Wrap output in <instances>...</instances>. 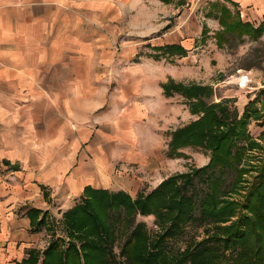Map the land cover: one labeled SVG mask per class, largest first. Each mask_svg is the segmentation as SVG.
<instances>
[{"label":"crops","instance_id":"0c3cea01","mask_svg":"<svg viewBox=\"0 0 264 264\" xmlns=\"http://www.w3.org/2000/svg\"><path fill=\"white\" fill-rule=\"evenodd\" d=\"M223 7L235 30L225 34L227 44L245 39L253 48L243 59L257 65L234 69L238 53L228 45L211 41L208 52L195 44L203 20L209 33L219 29L214 15ZM171 14L178 15L172 26ZM127 15L136 37L127 44L130 58L144 48L149 57L121 75L112 61L122 55L107 31L129 30ZM171 44L193 51L151 54ZM263 57L264 0H0V264H20L31 250L40 262L52 236L48 219L78 203L86 187L134 198L169 176L163 173L171 160L165 132L172 96L162 88L168 77L181 82L191 61L199 78L205 66L207 79L229 71L233 80L240 71L242 105L256 97L259 109ZM231 90L223 97L235 96ZM251 126L264 146V115ZM30 209L46 211V224L37 225L42 213Z\"/></svg>","mask_w":264,"mask_h":264},{"label":"trees","instance_id":"16d2710c","mask_svg":"<svg viewBox=\"0 0 264 264\" xmlns=\"http://www.w3.org/2000/svg\"><path fill=\"white\" fill-rule=\"evenodd\" d=\"M221 12L228 10L223 7ZM242 26L237 25L240 34L247 32ZM226 31L235 30L230 26ZM163 50L185 55L176 44ZM162 88L166 96L182 95L197 116L167 134V156L177 158L182 148L200 147L209 152L208 162L191 172L169 175L134 198L122 190L86 187L80 201L62 213L68 241L51 240L40 262L38 251L31 250L20 264H264V146L248 131L250 120L264 115V110L257 108L255 97L239 114L230 98L213 100L211 84L169 80ZM254 149L260 150L257 164L251 163ZM230 170L235 176L227 187ZM195 177L204 185L198 217ZM28 212L42 213L37 225L46 224V211ZM137 215H152L161 230L151 235L144 222L136 221ZM194 221L203 226V236L189 238L174 250L170 241ZM119 224L121 234L127 229L130 233L116 252Z\"/></svg>","mask_w":264,"mask_h":264},{"label":"rangeland","instance_id":"374dc122","mask_svg":"<svg viewBox=\"0 0 264 264\" xmlns=\"http://www.w3.org/2000/svg\"><path fill=\"white\" fill-rule=\"evenodd\" d=\"M187 2L191 3V0H186ZM208 9V6H207ZM177 14H171L169 17L171 26L175 25V23L177 22ZM214 18L217 19L218 23H219V29L218 30H214V34L209 33L210 30L208 28V26L204 23V20L202 21L203 24L201 23L200 26V31L201 33L199 34V37L197 39V42H195L196 45H205L203 46L204 49H206V51L209 52V43L212 41L213 43H217L219 42L218 40H220V46L221 49L225 50V45H228V49H232L237 51L236 53H238V57H235V61H234V69L236 67H244V66H248V65H257V62H247L244 61L243 56H244V50H247L248 48H253V47H249L247 44L248 42L244 39V40H238L236 43H231L230 45L227 44L226 40H225V36L223 37V34H225L226 29H229L231 25H229L231 23L232 20V16L231 14H228V12L221 14V15H214ZM130 16L127 15L125 16V20H124V26L128 27L129 30L127 31H122L121 33H119L118 35H116L114 32H108V35L110 37H107L108 39H110L113 43H115V48L117 49L116 53L121 54L122 57L120 58V60H116V61H112V65L113 68L119 66L120 70H121V75L125 72L128 71L130 68L131 70L134 67H137L140 63L141 60H145L147 59L149 56L148 51L146 50V48L142 49V51L144 52H138L137 55H135L136 57L130 58L131 56V51L128 47V43L129 42H133L135 41L136 37L135 34L133 33V29H131V25H130ZM229 33V32H228ZM141 34V33H140ZM214 37V39L212 40L211 38ZM132 39V40H131ZM139 40L144 39V38H138ZM218 44V43H217ZM193 45V44H192ZM183 49L184 47L181 46ZM257 47V46H256ZM155 47H153V51L155 53H151V54H155L157 55V58L160 56V53L166 54L168 56L169 53L164 52V47L161 49H155ZM261 48V47H260ZM189 51H193V46H191V49H188ZM187 49H184L185 51V55L186 53H188ZM157 51H160V53H158ZM243 53V54H242ZM150 54V56H151ZM174 55V54H171ZM264 58V57H263ZM225 63H223V66L226 68H228V66L226 67V65H224ZM264 64V63H263ZM263 64H259L260 67H262L263 72L262 75H264V65ZM194 65L195 63L193 61H191V64H185L186 67V74L185 77L183 78V82H177L176 80H174L172 77H168L167 81L171 80L174 83H181L184 85H189V84H193L196 82H205L208 81L207 83L205 82V84H209V82H213V87H214V96H213V100H215V98H227V97H223L225 94H227V89H228V93L229 90L230 92L232 91L231 89H234L236 91L235 96H232L231 102H234L235 100H239V102L236 104H238L239 106H234L236 108V110H241L243 105H242V100L245 97V87L246 86V82L245 79L242 76V72L237 71V76L235 79L232 80V78H228V74L229 71H223L220 73H215L212 77L210 78H206L205 74L207 73V66H205V68L200 69V73L202 74V78H199L198 76L196 77L195 72L198 71L199 69L197 68L196 71H194ZM210 65L212 66V68H215V66H217V61L216 60H212ZM233 67V66H232ZM230 67V68H232ZM229 70V69H228ZM230 77V76H229ZM119 80V79H116ZM110 82V81H109ZM256 84V83H254ZM164 94V92H163ZM230 94V93H229ZM165 95V94H164ZM220 100V99H219ZM169 104L170 105V121L171 123L168 125L169 130L165 132V135H167L169 132L174 131L177 128H180L182 126H184L185 124H188L189 122L193 121L196 118V114H192L189 110L188 105L186 104V100L184 99V97L178 93H174L172 95V97L169 98ZM238 108V109H237ZM244 108V107H243ZM262 111L264 110V104L261 105V107L259 108ZM243 110V109H242ZM176 112H178L176 114ZM242 112V111H241ZM240 111H238V113H241ZM256 129L255 126H251L248 127L249 132H252ZM262 145V144H261ZM263 146V145H262ZM184 149L186 152H182V156L177 157V158H171V160L169 161V168L163 173V175L169 174V175H173L176 173H181V172H191L192 170H194L195 168L201 167L203 165H205L208 160H209V152L205 151L203 148L200 147H185L182 148ZM263 152H261L262 154ZM256 154H260V150L258 149H254L253 150V157L251 160L252 164H257L258 163V155ZM264 154V153H263ZM250 164V162H249ZM235 176V173L233 170H230L228 172V174L225 176V182H226V186L230 187V184L233 180ZM246 178L251 177V175H245ZM153 181H156V179H154ZM153 184V183H152ZM194 187L192 189V191L194 192L195 195V212L194 215L196 217L199 216L200 214V206H199V202L198 200L200 199V197L202 196V192H203V188L204 185L200 182L199 177H195L194 178ZM144 187V186H143ZM143 193H147L148 190L146 187L142 190ZM76 204V203H75ZM63 213V212H62ZM62 213H59L58 215H53L52 218L48 219V224L49 229L51 231L52 236L49 239V242L51 240L54 239H62L64 242L68 241V234H67V230L64 227V222H63V215ZM134 219V218H133ZM136 221H142L146 224L147 230L148 232L153 235L155 232L160 231V227L157 226L154 222V217L151 216H142V215H137L136 216ZM134 222V220H133ZM120 228H121V224L118 225V239L116 241L115 244V251L118 252L120 246L122 245V243L124 242V240L128 237L129 233H130V229L125 230L122 234L120 233ZM203 236V226L201 224H198L197 221H194L192 223H190L188 226H186L184 233L176 238L170 241L171 246L174 250L179 249L181 247L184 246V243L186 240H188L189 238H197L200 239ZM48 242V243H49Z\"/></svg>","mask_w":264,"mask_h":264}]
</instances>
